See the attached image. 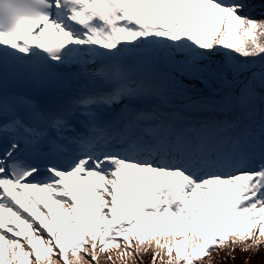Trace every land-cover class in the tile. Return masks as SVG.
Returning a JSON list of instances; mask_svg holds the SVG:
<instances>
[{
  "label": "snow or ice",
  "instance_id": "obj_1",
  "mask_svg": "<svg viewBox=\"0 0 264 264\" xmlns=\"http://www.w3.org/2000/svg\"><path fill=\"white\" fill-rule=\"evenodd\" d=\"M245 242L264 246V0H0V264Z\"/></svg>",
  "mask_w": 264,
  "mask_h": 264
},
{
  "label": "trees",
  "instance_id": "obj_2",
  "mask_svg": "<svg viewBox=\"0 0 264 264\" xmlns=\"http://www.w3.org/2000/svg\"><path fill=\"white\" fill-rule=\"evenodd\" d=\"M152 252L142 253L137 258V264H151ZM214 264H264V248L252 253L243 251L240 247L228 249L224 247L215 255Z\"/></svg>",
  "mask_w": 264,
  "mask_h": 264
},
{
  "label": "clouds",
  "instance_id": "obj_3",
  "mask_svg": "<svg viewBox=\"0 0 264 264\" xmlns=\"http://www.w3.org/2000/svg\"><path fill=\"white\" fill-rule=\"evenodd\" d=\"M228 249H233L234 245H227L225 246ZM243 251L247 250L252 253H257L260 251L261 248H264V246L257 247L255 245V242H245V243H240L239 246ZM220 250H217L216 252L212 253L209 255V257L204 261V264H214V259L215 255H218ZM100 264H105V261H101Z\"/></svg>",
  "mask_w": 264,
  "mask_h": 264
}]
</instances>
